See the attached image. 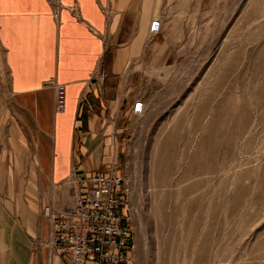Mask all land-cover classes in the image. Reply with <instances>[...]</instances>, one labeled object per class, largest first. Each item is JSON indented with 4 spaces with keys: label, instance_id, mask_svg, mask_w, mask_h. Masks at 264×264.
<instances>
[{
    "label": "rangeland",
    "instance_id": "1",
    "mask_svg": "<svg viewBox=\"0 0 264 264\" xmlns=\"http://www.w3.org/2000/svg\"><path fill=\"white\" fill-rule=\"evenodd\" d=\"M165 1L149 35L171 30L174 56L131 96L115 166L128 264H264V0Z\"/></svg>",
    "mask_w": 264,
    "mask_h": 264
},
{
    "label": "crops",
    "instance_id": "2",
    "mask_svg": "<svg viewBox=\"0 0 264 264\" xmlns=\"http://www.w3.org/2000/svg\"><path fill=\"white\" fill-rule=\"evenodd\" d=\"M163 5L0 0L7 75L0 99V264H66L44 244L49 212L73 205L70 176L85 179L119 164L134 118L131 96L174 56L171 30L149 35ZM57 84L66 87L61 112Z\"/></svg>",
    "mask_w": 264,
    "mask_h": 264
},
{
    "label": "built area",
    "instance_id": "3",
    "mask_svg": "<svg viewBox=\"0 0 264 264\" xmlns=\"http://www.w3.org/2000/svg\"><path fill=\"white\" fill-rule=\"evenodd\" d=\"M54 89L55 110L61 112L66 87L57 84ZM68 182L74 191L73 205L49 212L46 247L56 251L66 264H128L133 227L127 181L112 165L105 174L85 179L70 176Z\"/></svg>",
    "mask_w": 264,
    "mask_h": 264
},
{
    "label": "trees",
    "instance_id": "4",
    "mask_svg": "<svg viewBox=\"0 0 264 264\" xmlns=\"http://www.w3.org/2000/svg\"><path fill=\"white\" fill-rule=\"evenodd\" d=\"M83 114H82V116H81V120H83V122H86L85 120H86V114H85V111L84 112H82Z\"/></svg>",
    "mask_w": 264,
    "mask_h": 264
}]
</instances>
